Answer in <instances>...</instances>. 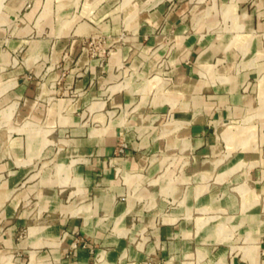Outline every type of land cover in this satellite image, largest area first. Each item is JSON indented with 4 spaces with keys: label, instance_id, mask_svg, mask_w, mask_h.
<instances>
[{
    "label": "crops",
    "instance_id": "1",
    "mask_svg": "<svg viewBox=\"0 0 264 264\" xmlns=\"http://www.w3.org/2000/svg\"><path fill=\"white\" fill-rule=\"evenodd\" d=\"M258 123L264 0H0V257L264 264Z\"/></svg>",
    "mask_w": 264,
    "mask_h": 264
},
{
    "label": "rangeland",
    "instance_id": "2",
    "mask_svg": "<svg viewBox=\"0 0 264 264\" xmlns=\"http://www.w3.org/2000/svg\"><path fill=\"white\" fill-rule=\"evenodd\" d=\"M94 33H98V35H99V37H100V43H99V46H98V50L96 51V53L95 54H99L100 56H103V55H105L106 53H107V51H108V48H109V46H106L105 44H104V39H105V33H103L101 30H99V29H97V30H93V31H91V32H89L87 35H86V37H85V39H84V42H83V47H84V49L88 52V54L89 55H95V54H91L90 53V50L87 48V46H85V42H86V40L89 38V36L90 35H92V34H94ZM125 29L124 28H121L120 30H119V32L117 33V36H116V38L118 39V41H122V39L124 38V35H125ZM233 122H235V121H233ZM257 127V131L259 130V131H261V130H263L262 128L264 127V125L263 124H260V123H258L257 124V126H255V128ZM255 131H256V129H255ZM256 131V132H257ZM256 132L254 133V140L253 141H256ZM251 142V141H250ZM247 146H250V145H246L245 147H247ZM237 147V146H236ZM256 206L258 207V212H259V215H261V216H263L264 217V194H263V197L261 198L260 197V199L258 200V202L256 203ZM213 215H211V216H206V217H204V219L205 218H210V217H212ZM203 219V218H202ZM203 219V220H204ZM223 225H218V229H222L223 227H222ZM2 255V257H0L1 259H0V262H1V264H6L7 262H8V255H4V254H1ZM147 259L148 260H151L150 258H148L147 257ZM25 260H26V257H25ZM24 260V261H25Z\"/></svg>",
    "mask_w": 264,
    "mask_h": 264
},
{
    "label": "built area",
    "instance_id": "3",
    "mask_svg": "<svg viewBox=\"0 0 264 264\" xmlns=\"http://www.w3.org/2000/svg\"><path fill=\"white\" fill-rule=\"evenodd\" d=\"M26 4H28V1L26 2ZM99 43H100V37H99L98 33H94V34L90 35L89 38L86 40L85 46H87V48L90 50L91 54H95L96 51L98 50ZM125 146H126L125 141L123 139H120L118 141L115 149L118 151H123Z\"/></svg>",
    "mask_w": 264,
    "mask_h": 264
}]
</instances>
